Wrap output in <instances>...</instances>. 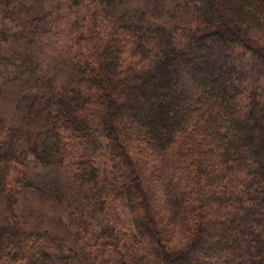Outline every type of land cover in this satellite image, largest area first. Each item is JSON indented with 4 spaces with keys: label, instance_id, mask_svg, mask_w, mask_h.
<instances>
[{
    "label": "trees",
    "instance_id": "1",
    "mask_svg": "<svg viewBox=\"0 0 264 264\" xmlns=\"http://www.w3.org/2000/svg\"><path fill=\"white\" fill-rule=\"evenodd\" d=\"M129 1L64 0L60 81L41 69L42 29L0 0V97L32 86L19 123L0 113V264H264V0H173L161 23ZM154 155L172 159L167 188ZM33 162L79 188L59 219L71 243L13 212L19 185L41 190L11 175Z\"/></svg>",
    "mask_w": 264,
    "mask_h": 264
},
{
    "label": "rangeland",
    "instance_id": "2",
    "mask_svg": "<svg viewBox=\"0 0 264 264\" xmlns=\"http://www.w3.org/2000/svg\"><path fill=\"white\" fill-rule=\"evenodd\" d=\"M21 5H23V13L20 15L22 17V24L26 21H33L31 27L39 26L43 35L38 42V50L41 53L40 66L41 69L48 73H53L59 75L60 81L62 78H67L68 74L72 70V60L70 55L74 52V47L71 44V37L73 34L68 30V14L66 13L64 0H19ZM173 0H130L125 8L134 10L138 8L139 10L145 12L146 18L155 23H161L164 21H170L168 12L174 10ZM25 9V11H24ZM179 14L180 12L177 11ZM66 16V17H65ZM171 23V22H170ZM21 28L23 26L20 25ZM255 38L256 44L262 42L264 44V37L256 34ZM187 89H189L192 94H197V89L190 83H186ZM31 89L32 86L24 85H10L3 92L0 97V113L4 115L12 123H19L22 118V111L15 109L16 100L20 95H24L26 89ZM24 111V110H23ZM165 156V155H164ZM161 158L158 155L152 156V159L156 164L161 167V173L158 181L164 188H167V181L164 180V175L166 174L168 165L172 166V159L167 156ZM36 164L33 162L30 168H26L25 176H19V171L13 172L11 175L14 176L13 180L19 179L25 183L28 180L35 182L39 187L40 191L33 189H22V185H19L20 190L17 194V202L13 209L16 214L17 219L20 223H24L27 226L33 228H42L47 231V237L50 238L52 234H56L59 237L57 242L66 241L67 244L72 241V237L68 236L67 233L62 229V225H59V219L62 215L67 213V201H70V197H73L76 192H78V187L71 182H68L64 176L63 172L59 169H53L51 167H35ZM13 170H11L12 172ZM12 181V178H11ZM70 181V180H69ZM56 185L60 186L57 187ZM64 185L65 189L59 194L60 200L50 196L48 192L49 189L54 188L59 190ZM67 187V188H66ZM162 187V186H161ZM59 188V189H58ZM169 189V188H168ZM43 190V191H42ZM164 191V189H163ZM68 192L72 193V196H68ZM167 192V191H166ZM17 193V190H16ZM165 193V192H164ZM163 193V195H164ZM189 201V200H188ZM65 203V204H63ZM187 214H191L194 209V203H188ZM7 203L6 197L0 196V218L7 217L6 211ZM123 219L131 224L129 214L124 205L119 209ZM188 216V215H187ZM186 217V215L181 216ZM9 221V218L7 219ZM183 221L173 223V231L176 241H181L185 236V230L187 229L188 220L187 218ZM50 228V229H49Z\"/></svg>",
    "mask_w": 264,
    "mask_h": 264
}]
</instances>
